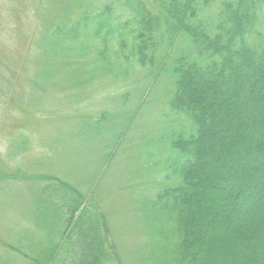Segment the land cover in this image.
Here are the masks:
<instances>
[{
	"label": "trees",
	"instance_id": "1",
	"mask_svg": "<svg viewBox=\"0 0 264 264\" xmlns=\"http://www.w3.org/2000/svg\"><path fill=\"white\" fill-rule=\"evenodd\" d=\"M103 1H84L78 17L52 23L37 74L51 84L58 63L70 77L69 66L86 60L107 75L135 65L169 75L167 106L190 128L168 137L181 158L167 174L176 181L149 201L158 214L145 263L264 264V210L249 220L264 203V0H220L206 14L217 0ZM109 53L126 67L114 69ZM31 201L36 230L19 237L24 250L10 246L30 264H117L104 216L70 183L47 176Z\"/></svg>",
	"mask_w": 264,
	"mask_h": 264
},
{
	"label": "rangeland",
	"instance_id": "2",
	"mask_svg": "<svg viewBox=\"0 0 264 264\" xmlns=\"http://www.w3.org/2000/svg\"><path fill=\"white\" fill-rule=\"evenodd\" d=\"M84 1L0 0V264H30L10 246L24 250L19 237L36 230L32 194L47 176L70 183L102 213L117 264H146L144 250L153 241L148 232L158 214L149 201L176 181L167 174L175 172L181 157L171 155L168 137L187 136L190 127L183 114L167 106L168 74L135 65L126 74L107 75L98 62L96 67L79 60L81 68L69 66L70 77L58 63L53 83L39 79L44 34L52 23L78 17ZM86 55L92 58L93 50ZM107 59L114 69L126 67L112 53ZM101 112L109 117L96 125ZM83 121L98 132L90 134ZM262 210L260 201L249 220ZM221 232L228 237V231Z\"/></svg>",
	"mask_w": 264,
	"mask_h": 264
}]
</instances>
